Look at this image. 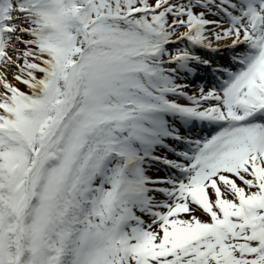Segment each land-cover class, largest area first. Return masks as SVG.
<instances>
[{
  "label": "snow or ice",
  "instance_id": "1",
  "mask_svg": "<svg viewBox=\"0 0 264 264\" xmlns=\"http://www.w3.org/2000/svg\"><path fill=\"white\" fill-rule=\"evenodd\" d=\"M0 264H264V0H0Z\"/></svg>",
  "mask_w": 264,
  "mask_h": 264
}]
</instances>
